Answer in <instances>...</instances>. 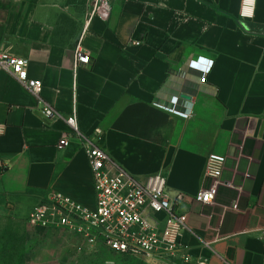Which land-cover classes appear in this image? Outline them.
I'll use <instances>...</instances> for the list:
<instances>
[{
    "label": "crops",
    "instance_id": "crops-1",
    "mask_svg": "<svg viewBox=\"0 0 264 264\" xmlns=\"http://www.w3.org/2000/svg\"><path fill=\"white\" fill-rule=\"evenodd\" d=\"M242 8L111 0L109 17L87 25V0H0V52L27 58L43 83L37 95L0 69V200L27 216L52 191L95 208L80 140L59 145L76 105L80 130L101 128L97 141L120 166L139 179L162 172L170 194L189 195L184 264H263L264 0ZM78 45L92 60L75 68ZM44 104L63 117H45ZM211 152L226 157L219 182L205 174ZM201 190L214 201L191 198Z\"/></svg>",
    "mask_w": 264,
    "mask_h": 264
},
{
    "label": "built area",
    "instance_id": "built-area-1",
    "mask_svg": "<svg viewBox=\"0 0 264 264\" xmlns=\"http://www.w3.org/2000/svg\"><path fill=\"white\" fill-rule=\"evenodd\" d=\"M87 6V25L95 16L107 19L111 12V0H87ZM253 6L254 0H243L242 14L250 15ZM134 44L139 45L140 42ZM91 60L90 55L78 45L75 68ZM28 66L27 58L0 52V69L13 73L19 82L39 95L43 83L29 77ZM202 82H206L205 77ZM161 101L158 97L154 100L181 116L191 114L192 107L181 110L177 105ZM41 112L47 118L63 117L49 104H44ZM63 118L68 132L62 134L59 145L70 144L69 134L80 140L92 172L96 205L94 209H89L68 196L52 191L29 213V223L44 229H64L88 242L100 243L150 264L172 262L179 258L187 260L181 238L185 231H190V227L180 204L189 195L181 191L170 194L167 177L162 172L139 179L120 166L98 143L101 128H95L91 135L80 130L76 105ZM225 161L224 155L211 152L207 157L205 174L219 182ZM191 198L202 203L213 202L215 191L201 190ZM159 214L164 217H159Z\"/></svg>",
    "mask_w": 264,
    "mask_h": 264
},
{
    "label": "rangeland",
    "instance_id": "rangeland-1",
    "mask_svg": "<svg viewBox=\"0 0 264 264\" xmlns=\"http://www.w3.org/2000/svg\"><path fill=\"white\" fill-rule=\"evenodd\" d=\"M14 211L0 200V261L8 264H134V260L106 253L100 243L88 242L64 229H44L27 219L29 207ZM105 255H102L103 253ZM21 260V262H19ZM142 264H150L142 261ZM155 264V263H153ZM158 264H184L182 259Z\"/></svg>",
    "mask_w": 264,
    "mask_h": 264
},
{
    "label": "trees",
    "instance_id": "trees-1",
    "mask_svg": "<svg viewBox=\"0 0 264 264\" xmlns=\"http://www.w3.org/2000/svg\"><path fill=\"white\" fill-rule=\"evenodd\" d=\"M252 26H253V27H260L258 24H253ZM102 247H103V248H107V247H105L104 245H102ZM105 252H106V253H116V254H118V255H122V256H125V257H127V258H131L132 260L135 261L134 264H142V261H144V260L141 259V258H136V257H132V256H128V255H124V254H120V253H118V252H116V251H114V250H111V249H109V248H107ZM101 253H103V252H101ZM106 253H103L102 255H105ZM19 262H21V260H20ZM145 262H146V261H145ZM146 263H147V262H146ZM0 264H8V263L0 261Z\"/></svg>",
    "mask_w": 264,
    "mask_h": 264
}]
</instances>
